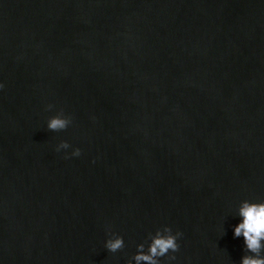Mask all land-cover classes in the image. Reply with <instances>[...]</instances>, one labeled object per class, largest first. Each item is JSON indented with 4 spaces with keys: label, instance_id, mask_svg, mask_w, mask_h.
Instances as JSON below:
<instances>
[{
    "label": "water",
    "instance_id": "1",
    "mask_svg": "<svg viewBox=\"0 0 264 264\" xmlns=\"http://www.w3.org/2000/svg\"><path fill=\"white\" fill-rule=\"evenodd\" d=\"M0 84V264H136L165 227L159 264L252 255L264 0H0Z\"/></svg>",
    "mask_w": 264,
    "mask_h": 264
},
{
    "label": "clouds",
    "instance_id": "2",
    "mask_svg": "<svg viewBox=\"0 0 264 264\" xmlns=\"http://www.w3.org/2000/svg\"><path fill=\"white\" fill-rule=\"evenodd\" d=\"M2 87L3 85L0 84V88ZM51 107L49 105V109ZM70 124V118L56 115L48 121L47 127L50 131L60 132L66 130ZM69 147L68 143L62 142L57 147V151L66 150ZM71 155L80 156V149H75ZM239 215L243 221L234 228V237H243L246 252L252 254L243 256L241 264H264V255H261L264 252V244H262L264 241V202H242ZM181 235L180 232L173 235L172 229L169 227L157 231L154 236L149 237L151 243L148 246L147 254H144V244L138 246V254L134 257L136 264H159L157 258L165 257L169 252L175 253L179 250L177 239ZM105 247L109 252L116 253L124 248L123 238L117 236L115 239H108ZM169 259L173 260L175 257L170 256Z\"/></svg>",
    "mask_w": 264,
    "mask_h": 264
}]
</instances>
